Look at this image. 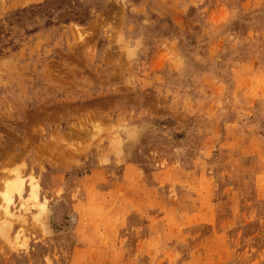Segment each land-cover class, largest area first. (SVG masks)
<instances>
[{"label":"rangeland","instance_id":"obj_1","mask_svg":"<svg viewBox=\"0 0 264 264\" xmlns=\"http://www.w3.org/2000/svg\"><path fill=\"white\" fill-rule=\"evenodd\" d=\"M14 177L0 264H264V0H0Z\"/></svg>","mask_w":264,"mask_h":264},{"label":"bare ground","instance_id":"obj_2","mask_svg":"<svg viewBox=\"0 0 264 264\" xmlns=\"http://www.w3.org/2000/svg\"><path fill=\"white\" fill-rule=\"evenodd\" d=\"M4 185H5L4 189L2 190V192H0L1 194L0 209H2V213L0 212V231L5 229L9 225L7 219L11 215L9 206L11 205L13 198L16 195L18 197L22 196V192L24 190V181L19 177L16 178L14 177L13 180L11 181L8 180ZM26 199L32 200L33 202L30 204V206L37 207L39 212L40 210L43 209L44 203L38 201V186L36 183L33 182L32 177L29 180L28 197ZM26 201L20 204L24 210L28 209V206L26 205L27 204Z\"/></svg>","mask_w":264,"mask_h":264}]
</instances>
